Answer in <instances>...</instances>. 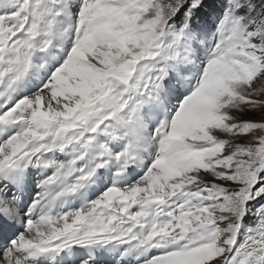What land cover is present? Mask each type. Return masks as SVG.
Instances as JSON below:
<instances>
[{"label": "snow or ice", "instance_id": "1", "mask_svg": "<svg viewBox=\"0 0 264 264\" xmlns=\"http://www.w3.org/2000/svg\"><path fill=\"white\" fill-rule=\"evenodd\" d=\"M0 264H264V0H0Z\"/></svg>", "mask_w": 264, "mask_h": 264}]
</instances>
